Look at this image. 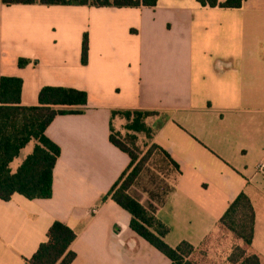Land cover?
<instances>
[{"label": "crops", "instance_id": "1", "mask_svg": "<svg viewBox=\"0 0 264 264\" xmlns=\"http://www.w3.org/2000/svg\"><path fill=\"white\" fill-rule=\"evenodd\" d=\"M18 58L30 63L20 68ZM0 76L21 78L26 106L37 105L43 86L87 94L82 113L58 115L45 129L60 149L52 195L0 199V264H23L56 220L76 235L70 264H169L130 229L125 210L102 200L129 163L109 141L110 124L120 133L125 124L113 110L156 112L145 119L146 147L156 144L178 165L155 213L169 228L166 243L197 246L243 192L254 210L251 247L264 264V178L255 169L264 158V0L238 9L197 0L122 8L0 1ZM137 197L150 202L147 192Z\"/></svg>", "mask_w": 264, "mask_h": 264}, {"label": "trees", "instance_id": "2", "mask_svg": "<svg viewBox=\"0 0 264 264\" xmlns=\"http://www.w3.org/2000/svg\"><path fill=\"white\" fill-rule=\"evenodd\" d=\"M5 6L16 4L75 5L88 7H154L157 0H0ZM202 6L238 9L244 0H197ZM88 59V34L83 32L80 63ZM30 63L27 58H18L22 68ZM22 80L19 77L0 76V199L8 201L17 193L27 199L49 198L52 195L53 168L60 154L59 147L46 135L45 129L58 115L80 114L87 104L83 90L43 86L37 95V105L26 106L20 101ZM156 112L141 110H113L111 117L125 120V133L115 130L110 124L109 141L126 153L129 163L111 185L102 200L109 197L130 215L129 227L164 255L169 264H260V257L251 247L254 230V210L249 198L239 193L227 206L213 229L197 245L181 241L170 246L164 240L169 228L155 215L172 185L161 188L155 183L148 191L150 202L143 205L131 195L140 173L152 153L161 154L170 170L178 174L179 168L169 154L156 144H151L141 155L135 145L136 136L143 133L151 138L152 130L145 124L148 116ZM34 146L17 168L12 171L10 163L28 143ZM74 231L60 221H53L46 231V240L41 242L23 264H70L75 253L70 245L75 239Z\"/></svg>", "mask_w": 264, "mask_h": 264}, {"label": "rangeland", "instance_id": "3", "mask_svg": "<svg viewBox=\"0 0 264 264\" xmlns=\"http://www.w3.org/2000/svg\"><path fill=\"white\" fill-rule=\"evenodd\" d=\"M122 133H125L124 127L121 130ZM146 137L143 133H139L136 136L135 145L141 152V155L147 150ZM174 173L167 166V163L163 159L160 153L154 151L150 159L146 162V165L142 172L140 173L133 189L130 193L132 196L141 201L139 196L140 192L152 191L154 189L155 183L161 186L171 185L173 182ZM147 204V202H146ZM148 205V204H147Z\"/></svg>", "mask_w": 264, "mask_h": 264}, {"label": "built area", "instance_id": "4", "mask_svg": "<svg viewBox=\"0 0 264 264\" xmlns=\"http://www.w3.org/2000/svg\"><path fill=\"white\" fill-rule=\"evenodd\" d=\"M255 169H256V172L259 173L264 178V158L258 161Z\"/></svg>", "mask_w": 264, "mask_h": 264}]
</instances>
